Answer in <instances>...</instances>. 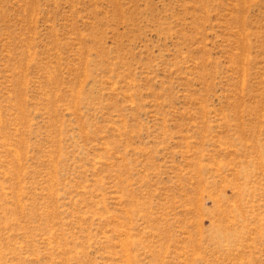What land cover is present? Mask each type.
I'll use <instances>...</instances> for the list:
<instances>
[{
	"label": "rangeland",
	"instance_id": "obj_1",
	"mask_svg": "<svg viewBox=\"0 0 264 264\" xmlns=\"http://www.w3.org/2000/svg\"><path fill=\"white\" fill-rule=\"evenodd\" d=\"M0 264H264V0H0Z\"/></svg>",
	"mask_w": 264,
	"mask_h": 264
}]
</instances>
